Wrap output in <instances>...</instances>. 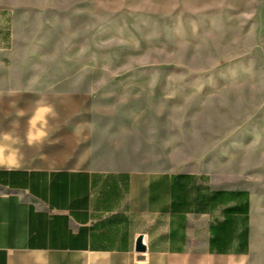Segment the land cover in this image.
Here are the masks:
<instances>
[{"label":"rangeland","instance_id":"374dc122","mask_svg":"<svg viewBox=\"0 0 264 264\" xmlns=\"http://www.w3.org/2000/svg\"><path fill=\"white\" fill-rule=\"evenodd\" d=\"M4 1L13 55L41 61L0 96V157L72 166L127 120L183 168L264 191V0Z\"/></svg>","mask_w":264,"mask_h":264},{"label":"crops","instance_id":"0c3cea01","mask_svg":"<svg viewBox=\"0 0 264 264\" xmlns=\"http://www.w3.org/2000/svg\"><path fill=\"white\" fill-rule=\"evenodd\" d=\"M15 25L0 0V96L41 61L13 55ZM138 128L104 126L72 166L0 157V264H264V191L185 169Z\"/></svg>","mask_w":264,"mask_h":264},{"label":"clouds","instance_id":"9594fccd","mask_svg":"<svg viewBox=\"0 0 264 264\" xmlns=\"http://www.w3.org/2000/svg\"><path fill=\"white\" fill-rule=\"evenodd\" d=\"M2 151H3V150L0 149V152H2ZM0 163H3V160H2V159H0ZM37 264H40L39 257L37 258Z\"/></svg>","mask_w":264,"mask_h":264}]
</instances>
